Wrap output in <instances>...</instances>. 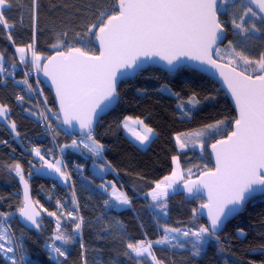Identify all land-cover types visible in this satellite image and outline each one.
I'll list each match as a JSON object with an SVG mask.
<instances>
[{"label":"trees","instance_id":"obj_1","mask_svg":"<svg viewBox=\"0 0 264 264\" xmlns=\"http://www.w3.org/2000/svg\"><path fill=\"white\" fill-rule=\"evenodd\" d=\"M111 2L39 0L35 47L42 57L40 64L53 53L63 51L67 45L85 47L90 54L97 55L95 37L86 34V28L97 22L99 12L110 7ZM232 3H239V0H232ZM5 15L14 28L11 30L12 41L8 40L7 32L0 29V53L4 57L5 69L0 73V104L8 106L7 119L15 122L16 129L12 133L0 123V213L7 215V228L14 241L23 246V264H83V260H87V264H150L149 260L134 256L127 244L145 239L158 240L162 238L165 226L195 230L206 225L193 212L204 203L201 199L186 200L180 193L171 194L165 199L167 215H161L148 193L157 182L171 174L173 156L178 157L184 178L194 172L195 178L206 167L212 169L208 148L227 137L236 118L221 89L206 77L185 68L173 75L147 68L134 79L120 82L116 107L97 122L93 136L104 145L101 157L96 158L87 150L74 151L71 144L76 137L63 131L57 120L47 119L49 131L39 129L37 107L54 113L53 99L35 79L30 61L21 63L15 54L16 47L33 43L31 0H13L12 9ZM220 19L225 22L227 30L224 49L229 40L237 44L244 39L239 30L232 27L231 13L221 14ZM255 23L257 26L261 24L259 20ZM251 35L254 39L247 41V52L258 57L259 52L264 51V33ZM54 44L61 47L54 48ZM222 54L224 56L225 51ZM25 79L31 87L40 89L42 100L36 97L38 106L28 91V84L23 83ZM163 88L170 92H163ZM175 94H179V99ZM193 95L199 104L184 115L177 104ZM18 96H22L23 101H18ZM126 117L142 120L144 126L153 130L154 138L144 150L137 148L122 133L121 123ZM221 120L224 124L219 129L206 130L207 125ZM198 131L204 133L196 138V142L202 144V150L194 148L179 152L174 137H189ZM34 148H39L45 159L51 156L59 159L62 171L70 179L63 184L36 174L35 168L41 161L35 159ZM92 163L106 166L107 173L103 177L94 175L90 170ZM15 164L21 166L32 201L41 214L37 222L39 227L35 225L27 229L18 220L21 179L13 170ZM106 182H113L129 197L131 203L126 209H118L110 202L105 205L108 197L98 187ZM49 212L56 215L50 216ZM69 212L72 216L68 215ZM58 221L59 231L73 237L71 243L54 241ZM76 223H81L79 231L75 230ZM241 229L243 236L239 235ZM218 236L219 242L209 239L198 257L191 255L187 244L183 248L172 247L175 243L154 244L153 251L163 264H264V196L250 200ZM81 242L85 246L83 249ZM47 244L65 249L67 259L54 252L53 260ZM126 252L129 254L125 255ZM0 264L10 262L0 256Z\"/></svg>","mask_w":264,"mask_h":264},{"label":"snow or ice","instance_id":"obj_2","mask_svg":"<svg viewBox=\"0 0 264 264\" xmlns=\"http://www.w3.org/2000/svg\"><path fill=\"white\" fill-rule=\"evenodd\" d=\"M12 6L13 0H0V29L7 32L9 41H12L11 30L14 24L10 23L5 13L10 11ZM38 8L39 0H31L33 43L26 47H16L15 51L19 54L21 63L26 62V54L31 52L33 65L40 68L42 57L35 47ZM228 13L232 15V27L239 30L244 39L237 44L229 40L225 45L224 56H221L219 47L215 48L216 56L228 61L226 65H220L212 58L213 46L226 39L225 22L220 16ZM246 17L250 19L246 20ZM256 20L261 21L260 26H257ZM252 33H264V0H248L247 4L244 0H239V3H232V0H112L110 7L99 12L97 22L86 28V34L94 36L95 40L99 41V55L90 54L85 47L67 45L63 51H58L55 57L46 58L42 66L44 74L52 79L56 87L60 111L64 114L63 123L71 125L72 121H77L84 137L81 143L97 157L101 156L104 145L93 136V122L98 120L107 108L118 102L117 81L137 75L143 70L144 61L140 59L141 55L145 57L150 54L159 55L167 62L170 70L177 68L181 55L220 69V76L235 101L238 116L234 120L233 130L227 137L211 145L216 161L214 169L206 167L198 181H188L184 186L194 198L201 194V189L207 191V201L200 207L208 210L209 223L195 230L165 226V235L161 239L155 241L145 239L127 244V248L136 257L149 259L150 264H163V261L157 259L153 245L171 244L173 240L177 242L172 244V247L183 248L187 244L190 245L193 257L200 256L209 239L219 242L217 233L225 220L238 211L250 196L258 191L264 192V51L259 52L258 57L248 54L247 41L254 39ZM61 35L66 37L67 33ZM53 47L59 48L61 45L54 44ZM3 59V54L0 53V62ZM4 71L3 63H0V73ZM23 83L27 85L28 81L25 79ZM29 88L31 89L30 85ZM175 95L179 99V94ZM23 99L22 96L17 97L18 101ZM198 104L199 101L193 95L187 101L178 103L177 108L187 115L190 108ZM8 114V106L0 104V119H7ZM128 121H132V117L125 118V127L128 126ZM133 123L143 125L144 122L137 119ZM223 124L222 120L216 124H209L206 130L219 129ZM10 127L15 131L14 121L10 122ZM152 133L153 130L145 126V133L137 134L136 139L143 145L150 139ZM203 134V131H198L191 135ZM176 140L182 148L186 147L180 136H177ZM71 146H78L77 141L73 140ZM33 152L41 160L44 159L39 148H34ZM172 160L178 168L177 157L173 156ZM59 163L57 161V164ZM48 167L54 168L66 180L70 179L61 168L52 164ZM13 170L24 184L25 202L20 213L25 220L39 227L36 220L39 213L31 209L28 185L22 175L21 166L15 164ZM188 171L191 172V169ZM178 177L180 173L174 169L171 176L157 182L148 193L155 202V207L164 215H167L165 198L168 196V188ZM111 187V199L116 202L113 206L131 203L126 193L119 191L115 184ZM105 205H109V201H105ZM196 211L193 210L194 214ZM48 215L55 216L56 213L49 212ZM68 215L72 216V213L69 212ZM0 217L7 219L5 213H0ZM79 219L83 220L82 217ZM80 228L81 223H76L75 230L79 231ZM169 233L175 235L170 236ZM239 235H245L242 229L239 230ZM181 239H184L185 243H180ZM54 240L64 244L73 241V237L65 236L59 231V221ZM80 247L81 249L85 247L83 242ZM22 248V244L16 243L9 229L3 227L0 222V256L10 264H23ZM52 251L58 257L67 259V252L62 247L53 244ZM83 255L82 252V258ZM83 264H87V260H83Z\"/></svg>","mask_w":264,"mask_h":264},{"label":"water","instance_id":"obj_3","mask_svg":"<svg viewBox=\"0 0 264 264\" xmlns=\"http://www.w3.org/2000/svg\"><path fill=\"white\" fill-rule=\"evenodd\" d=\"M244 3L247 4L248 3V0H244ZM253 7L255 8L254 5H253ZM224 43H225V40H223V42H217V45H214L213 46V53H212V58L213 59H214V56H215V48L216 47H219V48L222 47L224 45ZM94 44H95V46L97 48V55H99V49H100L99 41H96L95 40L94 41ZM56 54H57V52L53 53L49 57H55ZM140 59L142 61H144V65H143V70L142 71H139V73L145 71L147 68H155V69H159V70L165 72L166 74L173 75L178 70L185 68V69L194 71V72H196V73H198V74L206 77L207 79L211 80L212 82H214L221 89V91L223 92V94L227 97V99H228L231 107L233 108V110H234V112L236 114V118H237L238 112H237V109H236V106H235V101L233 100L232 95H231L230 91L227 88V85L224 83L223 78L220 76V69L215 68V67H212L211 65H209L207 63H203L202 64V63H200V61L189 59L187 56H183V55H181L179 57V61H178V64H177V68L175 70H170L169 69V66L167 65V62L165 60H162L159 55L150 54L147 57L141 55ZM45 62H46V59L42 63L40 71L36 74V78H37L39 84H41L44 88H46L47 91L51 94L52 99H53V103H54V108H55L56 113H57L58 120H59L62 128L64 129V131L66 133H68L72 137L84 138L82 136V132H81L79 123L77 121H75V120L72 121V124L71 125L64 124L63 123L64 114H63V112L60 111V101H59V99L57 98V95H56V87L53 84L52 79L49 76H46L44 74V71H43V67L42 66H43V64ZM217 63L220 64V65H226L225 63H222V62H219V61H217ZM229 67H231V66H229ZM135 76L136 75L131 76V77L127 78V79H120V80H118L117 81V88H118V85L120 84V82L126 81V80H132V79L135 78ZM117 103L118 102L114 103L112 106H110L109 108H107L101 114L100 118L98 120H95L93 122V132H94V129H95V126H96L97 122L102 117H104L105 115H107L111 110H113L116 107ZM232 130H233V127H232ZM211 145L208 148V152H209V155H210V161H211L212 169H214L215 162L216 161H215V155L212 152ZM200 178H201V174L199 176H197L195 179H191V180H188V181H198ZM188 181L184 182L183 184H181L179 186L178 193H180L186 200H192V199L199 198L203 202H206L207 201V191L206 190L201 189V194L199 196L195 197V198L193 196H191L186 191V189H185L184 186H185V184ZM20 195H21V207H23V204L25 202V197H24V184L21 181H20ZM28 195H29V200H30V203H31V209H32V211L39 213V215L36 216V220L38 222L41 219V214H40L39 210L37 209V207L35 206V204L32 201L29 187H28ZM262 196H264V192L258 191L253 196H250L247 200H245L243 202V205L240 207V209L238 211L234 212L232 215H230L225 220V222L223 223V225L221 226V228L218 230V233L217 234L221 233L222 230H223V228H224V226L228 222H230L231 220H233L234 218H236L243 211L244 207L246 206V204L250 200H252L254 198L262 197ZM200 206L198 207V209L196 211V215H197V217L201 218L206 223V225H207L209 223V221H208V215H207L208 210L207 209H201ZM17 216H18V220H19L20 224L24 228L32 229V228L35 227V225L31 224L30 221H27V220L24 219V217L20 213V210H19Z\"/></svg>","mask_w":264,"mask_h":264},{"label":"rangeland","instance_id":"obj_4","mask_svg":"<svg viewBox=\"0 0 264 264\" xmlns=\"http://www.w3.org/2000/svg\"><path fill=\"white\" fill-rule=\"evenodd\" d=\"M220 49H221V56L223 55L222 54V52L224 51V48H223V46L222 47H220ZM15 54H16V56H17V58H18V60L20 61V58H19V54H17L16 53V51H15ZM214 59L216 60V61H219V62H222V63H225V64H227L228 63V61H227V59H220L218 56H216V54H215V56H214ZM25 60H26V62L27 61H30L29 63H31V66H32V70L34 71V75H35V73L36 72H39L40 71V69H41V67L40 68H37V67H35L34 65H33V63H32V57H31V52H27V54H26V58H25ZM26 62H24V63H26ZM0 63H2V62H0ZM40 63H41V61H40ZM231 66V65H230ZM238 70H240L239 68H238ZM36 86V85H35ZM163 89H167V88H163ZM31 90L34 92V93H36V91H38L39 93H41L40 92V89L38 88H36V87H31ZM28 91L30 92V90H29V84H28ZM163 92H166V93H168V90H164ZM40 98H42V96H40ZM42 110L44 111V112H42V114L46 117V116H48V115H52V119H51V121H54V122H56V120H57V118H56V116L54 115V113H51V111H49V110H47V109H45L44 107L42 108ZM58 121V120H57ZM0 123L1 124H4L12 133H15V131H13L12 130V128L10 127V122L8 121V119H0ZM56 124V123H55ZM58 125H60V123L58 122ZM57 124L55 125V126H58ZM178 136H180V139H181V142L182 143H185L186 144V147H181L178 143H177V140H176V137L177 136H175L174 137V140H175V143H176V147H177V149H178V151L179 152H183V151H186V150H188V149H196L197 151H201L202 150V144L200 143V142H196V138H197V136L194 138V137H192V136H190L189 135V137H186V136H183V137H181L182 135H178ZM199 138H201V137H199ZM82 139H84V138H76V139H74V140H76L77 141V145L78 146H76V147H72L71 146V148H72V150H74V151H81V150H87V149H85L84 148V146H83V143H81V140ZM85 142H87V141H85ZM72 145V144H71ZM88 151V150H87ZM33 152V151H32ZM89 152V151H88ZM33 154L36 156V154L33 152ZM89 154L90 155H93L92 153H90L89 152ZM94 156V155H93ZM96 158H100L101 156H99V157H97V156H95ZM38 159V161H41V163H40V165L39 166H37L36 168H35V173L36 174H39V175H41V176H45V177H48V178H50V179H53V180H56V181H59V182H61V183H63L64 184V182L66 181V179L64 178V177H62L61 175H60V173H57L55 170H54V168H49L48 167V165L49 164H52V165H54L55 167H59V168H61V171H62V166H61V163H59V164H57V161H59V159H57L55 156L54 157H52L51 156V158H49V159H43V160H41L40 159V157H38V156H36L35 157V159ZM36 159V160H37ZM177 160H178V157H177ZM60 162V161H59ZM172 164H173V166H172V171H171V174L169 175V176H171L172 175V172H173V170L174 169H176L179 173H180V177H182V178H180V177H178L177 179H176V182L174 183V184H172V186H176L179 182H180V184L179 185H181V184H183L184 182H186V181H188V180H191V179H195V178H193L194 176H196V174H195V172L194 173H190L186 178H184L183 177V174H182V170H181V167H180V165H179V167L177 168V165L176 164H174L173 163V160H172ZM101 169H103V170H101ZM90 170L92 171V173L94 174V175H96V176H99V177H103L106 173H107V168H106V166H104V165H101V164H94V163H92V165L90 166ZM63 172V171H62ZM112 184H114L113 182H106L103 186L104 187H101L102 185H100L99 187H98V189L105 195V196H107L108 197V200H109V202L112 204V205H115L116 204V202L114 201V200H112L111 199V192H112V187H111V185ZM116 186V185H115ZM117 188V187H116ZM105 189H107V190H105ZM119 191H121V192H124L123 190H121V189H119V188H117ZM178 189H179V187L177 188V190H174L173 192H168V196H169V194L171 195V194H175V193H178ZM167 196V197H168ZM166 197V198H167ZM165 198V199H166ZM154 204H155V202H153ZM129 205H118V206H114V207H117L118 209H126L127 207H128ZM161 212V211H160ZM161 215H164L162 212L160 213ZM1 222H2V226L3 227H6L7 228V225H6V223H5V220H3V219H1ZM183 230V229H182ZM165 235V233H164V230H163V235L161 236L162 238H163V236ZM169 235L171 236V235H175L174 233H169ZM54 239V238H53ZM161 239V238H160ZM54 241H58V240H54ZM182 241H185L184 239H181L180 240V242H182ZM177 241H175V240H173L172 242H171V244L172 243H176ZM156 245V244H155ZM157 245H169V243H165V244H157ZM46 248H47V250L49 251V253H50V255H51V258L53 259V260H55V255H54V252L52 251V246L51 245H49V244H47L46 245ZM131 251V250H130ZM9 255H11V254H9ZM133 255L135 256V254L133 253ZM147 260H149V259H147ZM149 263H150V260H149Z\"/></svg>","mask_w":264,"mask_h":264},{"label":"crops","instance_id":"obj_5","mask_svg":"<svg viewBox=\"0 0 264 264\" xmlns=\"http://www.w3.org/2000/svg\"><path fill=\"white\" fill-rule=\"evenodd\" d=\"M124 121L125 119L122 121L121 123V130H122V133L127 137V139L129 141H131L137 148H139L140 150H144L148 144L150 143V141L154 138V133H152L150 135V139L145 143V144H140V142L136 139V135L139 134V135H143L145 133V126L144 125H137L135 123H133V120L132 121H128V126L125 127L124 126ZM102 155V153H101ZM107 168V167H106ZM107 171H108V168H107ZM180 184V182L176 185V186H171L170 188H168V192H173L174 190H177L178 188V185ZM170 195V194H169ZM150 199H151V196H150ZM152 201V199H151ZM153 203V201H152Z\"/></svg>","mask_w":264,"mask_h":264},{"label":"built area","instance_id":"obj_6","mask_svg":"<svg viewBox=\"0 0 264 264\" xmlns=\"http://www.w3.org/2000/svg\"><path fill=\"white\" fill-rule=\"evenodd\" d=\"M27 74H29V73H27ZM36 88L38 89V87H36ZM29 90H30L31 97L33 98V100H35L36 106H38V100L36 99V97L38 96L40 98V96H42V94L39 93L38 91H36V93H34L30 88H29ZM40 99L42 100V98H40ZM37 109H38V112H39V129L42 132H47V131H49V128H47V119H52V115L46 116L47 119H45L44 118L45 116L42 114V112H44L42 110V108L37 107ZM54 115L57 118V113L56 112H54Z\"/></svg>","mask_w":264,"mask_h":264}]
</instances>
